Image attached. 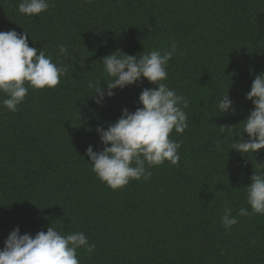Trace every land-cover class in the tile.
<instances>
[{
  "label": "trees",
  "instance_id": "obj_1",
  "mask_svg": "<svg viewBox=\"0 0 264 264\" xmlns=\"http://www.w3.org/2000/svg\"><path fill=\"white\" fill-rule=\"evenodd\" d=\"M20 2L0 0V31H29V46L66 74L54 88L29 87L19 111L0 107V248L17 226L34 237L52 224L95 245L78 249L80 264H264V214L237 215L251 211L247 185L262 170L264 149L241 154L231 136L215 148L228 135L221 128L242 132L254 108L246 93L264 73V0H49L35 17L19 13ZM173 42L183 55L169 61L164 82L189 102L188 128L170 134L181 143L180 161L113 190L86 150H102L96 127L142 107V89L157 85L144 78L98 105L88 82L106 88L102 58L117 49L142 55ZM227 90L236 114L218 112ZM226 208L237 218L231 230L221 223Z\"/></svg>",
  "mask_w": 264,
  "mask_h": 264
},
{
  "label": "clouds",
  "instance_id": "obj_2",
  "mask_svg": "<svg viewBox=\"0 0 264 264\" xmlns=\"http://www.w3.org/2000/svg\"><path fill=\"white\" fill-rule=\"evenodd\" d=\"M50 7L49 0H21L19 13L35 17L46 12ZM29 31L17 32L14 29L0 31V93L5 98L0 107L15 113L19 111L28 94L29 87L43 89L56 87L66 74V68L59 61L54 62L51 55L44 50L29 46ZM33 39V37H32ZM36 40L33 39V42ZM59 55L68 56V47L59 44ZM183 55L178 51L175 42L171 49L152 50L142 55H131L120 49L102 58L104 72L111 77L106 80V88L96 86L89 81L88 88L94 90L91 97L98 105H103L106 98L115 96V89L143 83V79L157 85L144 87L139 95V104L134 112L122 109L121 116L110 123L107 128L98 125L102 150L94 151L89 145L86 155L90 157L92 171L113 190L126 186L130 180L148 181L152 172L148 169L170 162L177 165L180 161L181 143L170 138V134H183L188 128V99L168 87L167 66L174 55ZM229 90V89H228ZM228 90L218 101L219 114H236L235 101ZM254 108L243 121L242 132H237L235 125L221 128L228 135L215 142V148L223 150V144L231 136V150L241 154L256 153L264 149V73L255 76L251 90L246 93ZM182 105V106H181ZM247 133V139L244 137ZM262 170L251 177L252 183L247 185V201L251 211L240 208L238 216L264 214V164ZM232 210L226 208L221 216V223L226 230L237 224ZM85 247L89 253L94 252L95 245L88 242L84 232L76 231L63 234L51 224L47 231L40 230L35 236L31 233L21 234L17 226L12 230L0 248V264H80L78 249Z\"/></svg>",
  "mask_w": 264,
  "mask_h": 264
}]
</instances>
